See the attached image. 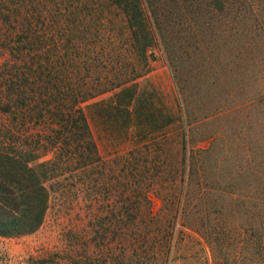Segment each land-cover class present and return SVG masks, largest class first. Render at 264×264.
<instances>
[{"label":"rangeland","instance_id":"obj_1","mask_svg":"<svg viewBox=\"0 0 264 264\" xmlns=\"http://www.w3.org/2000/svg\"><path fill=\"white\" fill-rule=\"evenodd\" d=\"M225 9L231 21L203 32L214 69L200 77L184 60L185 94L157 42L137 81L81 101L96 154L48 182L36 229L0 235V264H120L121 249L133 247L143 263L215 264L220 254L195 229L169 237L184 202L237 225L250 209L264 232V0ZM123 202L137 206L129 226ZM231 253L237 264L253 261L248 248Z\"/></svg>","mask_w":264,"mask_h":264},{"label":"trees","instance_id":"obj_2","mask_svg":"<svg viewBox=\"0 0 264 264\" xmlns=\"http://www.w3.org/2000/svg\"><path fill=\"white\" fill-rule=\"evenodd\" d=\"M227 3L0 0V235L36 229L48 207V182L72 167L88 166L96 152L81 101L137 81L149 69L153 44H162L184 94L185 61L200 77L213 71L203 32L231 21ZM136 207L127 202L118 207L127 214L125 225L135 223L128 215ZM189 207L175 206L169 237L195 229L220 254L215 264H237L229 252L241 247L252 260L264 250L254 211L248 209L245 224L237 225L207 204ZM145 254L137 247L121 249L119 263L149 264L141 261Z\"/></svg>","mask_w":264,"mask_h":264}]
</instances>
